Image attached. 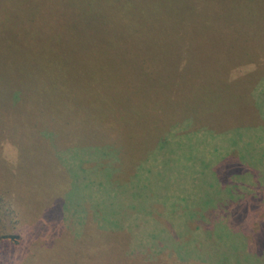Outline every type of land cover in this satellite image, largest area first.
<instances>
[{"label": "rangeland", "instance_id": "1", "mask_svg": "<svg viewBox=\"0 0 264 264\" xmlns=\"http://www.w3.org/2000/svg\"><path fill=\"white\" fill-rule=\"evenodd\" d=\"M58 9L0 0V264H264V0H189L146 64Z\"/></svg>", "mask_w": 264, "mask_h": 264}, {"label": "trees", "instance_id": "2", "mask_svg": "<svg viewBox=\"0 0 264 264\" xmlns=\"http://www.w3.org/2000/svg\"><path fill=\"white\" fill-rule=\"evenodd\" d=\"M187 1L33 0V19L48 16L42 26L47 27L50 17L59 18L58 8L65 7L71 21L70 29L65 28L71 53L82 49L86 53L122 56L138 53L146 64L159 61L155 51L162 47L163 38L189 34Z\"/></svg>", "mask_w": 264, "mask_h": 264}]
</instances>
